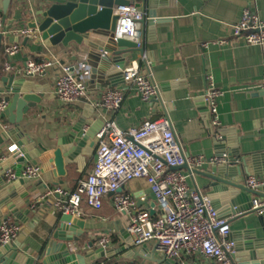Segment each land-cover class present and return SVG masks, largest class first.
Returning <instances> with one entry per match:
<instances>
[{"label": "crops", "instance_id": "0c3cea01", "mask_svg": "<svg viewBox=\"0 0 264 264\" xmlns=\"http://www.w3.org/2000/svg\"><path fill=\"white\" fill-rule=\"evenodd\" d=\"M44 2L12 0L5 19L0 11L5 25L0 27V89L4 88L5 76L16 74L40 84H49L48 94L51 96L30 108L21 123V130L35 143L28 152L29 158L23 156L15 160L11 157L0 166V191L5 192L4 198L8 196L6 205L1 208L9 207L1 215L7 214L21 225L18 238L12 243L18 252L34 259V264H42L45 248L53 233L60 228L63 214L54 208L58 194L46 196L41 201L39 198L49 188L62 187L73 191L93 168L98 145L91 147L88 154H80L75 162L66 164L63 176L54 174L55 164L50 161L58 140L80 120L85 121L84 127L97 124L98 132L109 119H114L125 129L168 116L186 153L212 157L227 152L232 160H240L239 165L243 166L245 162L251 174L264 179V161L259 160L257 173L254 162L249 158L252 153L264 152V96L258 87L264 73V47L248 45L243 39L234 37L232 28L247 6L256 9L264 19V0H141L146 12V20L141 22L145 57L136 52L126 63L136 60L144 73L150 66L153 78L160 86V102H146L135 89H126V85L119 82L117 87L124 89L125 97L115 111H108L96 103L104 89L114 86L109 81L100 90H89V98L84 97L71 104L62 102L56 95L54 80L61 72L60 64H82L84 69H91L83 64L87 51L84 44L72 41L68 46H50L37 31L35 38L20 39V50L12 58L13 68L10 71L5 69L9 61L5 48L16 41L12 30L28 26L34 19L30 11H36ZM150 3L158 18L153 25L148 23ZM221 39H227V43H219ZM43 54L55 56L60 64L45 76L25 75L26 62L37 60ZM208 76H212L215 86L224 91L218 98L220 126L212 125L204 99ZM7 94L0 92V97ZM12 144L19 146L11 138L5 140L0 145V153ZM34 160L41 166L38 177L25 179V184L18 186L19 180L5 182L4 173L8 169L17 170L20 165L23 167L34 163ZM211 168L212 164H205L189 179L191 185L209 196L207 185L210 180L206 173ZM247 176L244 173V181ZM122 191L130 193L139 205L152 208L156 214V198L145 178L129 181ZM211 199L216 207L225 206L220 192L217 191ZM33 203L37 206L34 209L31 207ZM82 210L83 214L78 218L84 221L83 233L78 241L68 243L76 246L74 251L86 254L102 247L100 240L103 236L110 239L105 246L108 254L96 261L89 258V264H158L151 258L136 256L135 251L141 247L150 256L155 254L156 259H164L155 251L154 242L143 246L130 244L126 230L128 217L114 208L111 196L104 198L100 209H94L83 201ZM230 224V236L236 244L251 242L257 251L264 252V215L250 211L233 217ZM80 230L78 227L74 236H78ZM168 261L175 264H218L201 256H181Z\"/></svg>", "mask_w": 264, "mask_h": 264}, {"label": "built area", "instance_id": "2783aa9c", "mask_svg": "<svg viewBox=\"0 0 264 264\" xmlns=\"http://www.w3.org/2000/svg\"><path fill=\"white\" fill-rule=\"evenodd\" d=\"M138 3L141 4V0H130L129 4L115 7V13L119 17L114 39L132 40L140 48L143 46L141 22L146 17V12L137 8ZM4 26L0 16V27ZM232 28L234 37L243 39L248 45L264 47V19L252 6L244 8L240 19ZM36 32L30 26L12 30L16 41L5 48L9 58L5 64L6 70L13 68L12 58L20 50V39L35 38ZM219 43H227V39H221ZM57 64L60 63L55 56L43 54L37 60H28L24 73L28 76H45ZM59 66L61 72L54 80L58 98L67 104L84 97L89 98L91 71L84 69L82 64L67 63ZM122 80L126 89H135L146 102L160 98V86L154 80L150 66L148 72L144 73L136 60L126 63L122 69ZM258 87L264 96V73ZM223 93L222 89L215 86L212 76H208L204 99L214 126L221 125L218 98ZM124 97L123 88L110 86L101 92L96 103L108 111H115L121 106ZM7 106L8 103L1 98L0 112ZM88 128V125L85 126V130ZM96 137L97 157L88 176L79 181L75 190L49 188L38 201L58 194L54 208L62 214L80 217L83 214V201L94 209H100L104 198L111 196L114 208L128 217L126 230L132 236L135 246L154 242L155 251L166 260L181 256H201L218 264H235L232 254L235 252L236 242L230 236V220L243 212L238 211L236 206L216 207L211 197L197 186L191 185L189 179L205 164L238 163L239 159L232 160L227 152L212 157L186 153L168 116L147 120L140 126L125 129L114 119H109L96 133ZM23 156L19 146L12 144L4 153H0V166L11 157L17 160ZM183 165H186V170L178 168ZM40 174V165L27 163L20 173L15 169H8L4 173V179L6 183H11L20 178L33 179ZM136 178H145L149 183L156 198V214L152 213V208L139 205L130 193L122 191L129 181ZM243 184L255 192L249 211L264 215V179L250 174L243 180ZM31 207L36 208V203ZM20 230L21 225L11 216L1 215L0 245L13 243ZM108 243L109 237L103 236L101 246L105 247ZM69 249L74 251L76 246L69 244Z\"/></svg>", "mask_w": 264, "mask_h": 264}, {"label": "water", "instance_id": "95a60500", "mask_svg": "<svg viewBox=\"0 0 264 264\" xmlns=\"http://www.w3.org/2000/svg\"><path fill=\"white\" fill-rule=\"evenodd\" d=\"M11 1H0V11L4 13V19ZM129 3L130 0H45L39 9L30 11V15L34 19L28 23V26L36 29L47 45L68 46L70 42L75 41L87 47L83 64L91 67L90 90H100L107 81L118 86L119 82H123L122 69L127 59L136 52L145 54L144 47L138 48L132 40L114 39V31L119 17L115 13V7ZM143 6L145 5L143 4ZM143 6L137 4L138 9L143 10L145 8ZM147 13L148 23L153 25L158 18L156 19V10L153 9L151 3ZM145 20L144 18L142 22ZM3 82L5 85L3 89H0V92L8 93L4 97L8 106L0 112V145L11 138L18 142L24 156L29 158L28 152L35 143L21 130V123L30 108L36 107L42 99L51 97L48 94L50 86L16 74L5 76ZM154 101L160 102V98ZM4 121H7V124ZM84 125L85 121L80 120L71 131L58 140V146L50 158V161L55 164L54 174L57 176L66 174V164L75 162L80 154H88L91 147L98 145L97 124H92L87 130ZM235 154L238 155L239 151ZM249 158L254 162V171L259 173L258 162L261 159L264 161V152L252 153ZM245 164V162L243 166L236 162L213 164L211 171L206 173L210 180L207 185L210 189V196L213 197L217 191L220 192L223 203L232 207L236 206L238 211L243 212L241 215L250 212V201L252 195L255 194L253 190L242 184L244 173L251 174ZM19 167L18 173H20L22 165ZM184 167L186 165L178 168ZM18 182L17 186L24 185L25 179L20 178ZM4 195L5 192L0 191V215L2 211L7 212L9 209V207L1 208L6 205L5 202L8 199V196L4 198ZM78 227L82 230L78 232V236H74ZM83 229L84 221L82 219L74 217L72 214H63L60 228L53 233V238L45 248L42 264H89L87 261L89 258L96 261L108 254L105 247L91 250L86 254L70 251L68 243L78 241ZM127 237H130L128 239L130 244L134 245L132 236L128 234ZM135 253L136 256L151 258L158 264L162 262L175 264L165 258L158 260L155 258V254L150 256L144 247L137 249ZM232 258L235 264H264V252L257 251L251 242L236 244ZM34 263V259L27 258L18 252L16 245L12 243L0 245V264Z\"/></svg>", "mask_w": 264, "mask_h": 264}, {"label": "trees", "instance_id": "16d2710c", "mask_svg": "<svg viewBox=\"0 0 264 264\" xmlns=\"http://www.w3.org/2000/svg\"><path fill=\"white\" fill-rule=\"evenodd\" d=\"M77 188V186L74 188V190Z\"/></svg>", "mask_w": 264, "mask_h": 264}]
</instances>
